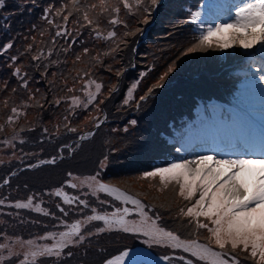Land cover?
I'll return each instance as SVG.
<instances>
[{"label": "rangeland", "instance_id": "1", "mask_svg": "<svg viewBox=\"0 0 264 264\" xmlns=\"http://www.w3.org/2000/svg\"><path fill=\"white\" fill-rule=\"evenodd\" d=\"M196 1L197 0H190V4H194ZM7 2V0H3L0 7L1 5H6ZM161 2L162 1L159 0L158 5L153 8L151 0H141L140 5L136 4V0H128L130 9H125L123 0H107L109 11L102 15H98L100 12L99 0H78L77 7L82 9L81 11L73 10L71 0H68L70 8L65 13L61 11L59 15L61 18L56 19L55 24H51L50 26L52 32L55 34L58 31L62 32V35H55L54 37L66 40V43L56 54L53 64L54 66H59L61 60L77 55H80L81 59L77 61L75 58L74 63L70 65L68 68L69 76L66 73H62L65 78H68L67 80H61V84L65 86L64 91H62V87H60V79L56 74L47 77V81H45L44 84L45 88L40 91L34 89L28 92L26 88L18 93L10 89L6 93L0 95V99L2 100L0 109L12 114V116H18L11 112L12 107L15 106L18 109L19 115H21V119L24 121L25 128H29V131L21 130L24 134L23 137L18 138L16 135V139L20 142L18 145L19 148L17 149L18 154H16L9 141L10 130H8L6 123L0 120V125L3 126L0 128V138L2 140V143H0V162L7 161L12 157H16L19 161L30 159L33 160V162L25 165V167L30 168L32 163L39 164L46 161L40 158V154L46 152L48 141L51 137L54 142H57L65 141L68 136L70 139V137L78 135V137L64 144L63 147L67 150L72 149V143H74V141L90 138L95 134V130L97 129L95 125L98 122V117L102 115V122L106 120L105 117L103 118V116H105L103 105L108 107L110 105V98L114 97V95L108 93V98L110 97L108 99L103 89L108 92L109 89L115 85L119 94V89L121 88L122 91L123 88L126 87L125 85H127V91L124 93L123 100H134L128 102L125 108H121L123 100L117 101L111 115L116 118V114L120 113V117H123L128 111H133V114H136L135 109L137 107L143 109L150 105V101H140V96L145 95L148 89L151 88L161 76L168 72L169 66L173 67V71L165 76L164 80L161 82V86H163L164 83L172 82L171 84H173L174 89L178 83L176 80L179 77H186L197 71L216 65L217 63L215 62L222 58L224 54L227 59L231 58L233 55L241 56L242 54L244 55L243 61H245L248 60V52L253 51L255 48L256 50L258 48H264V46L261 45L254 46L252 49L247 50L238 46L227 49H220L213 46L205 50L198 49L195 52L189 53L187 49L198 42H194L182 35L177 8L173 9L169 16L164 18L158 16L157 10ZM204 2H206V0L202 3ZM243 3H245V1H242L239 6ZM91 4H96L97 8L89 11V19L93 20V24L89 25L83 19V14L84 11H88L85 5ZM112 6L119 7V12H112ZM61 8V6H57L53 10V14L56 13L57 9ZM145 8L149 9V11L145 12ZM199 8H201V5ZM197 11L200 12V16L198 17V19H200L202 11L199 9ZM232 11L233 14L230 17L235 15L236 9H232ZM69 13L71 14L69 15ZM191 14V7L187 6L185 13L182 15V19L184 21H193L190 19ZM65 15L69 16L67 22L63 19ZM146 16L148 17L147 23L144 22ZM113 18L119 20L120 23H110L109 21ZM158 20L160 23H163L158 24L161 29L159 33L162 35H152L150 32L155 25L154 23H158ZM73 21L77 22L73 23ZM110 31L115 32L116 35L114 37H108V32ZM96 32H99L100 35L97 36ZM213 39L215 40V38ZM143 41L144 43H142ZM71 42L75 43L77 46L71 44ZM128 44L130 47L140 48L136 60L128 61V59H123L126 55ZM38 46L42 49V46ZM51 47L52 45L47 44L45 45L46 51H36L35 56L38 57L37 60H41L50 54ZM82 47L89 50L87 54H84L83 51H77L78 48ZM256 56H260L264 59V53H261V51L254 52V57ZM130 59H132V57ZM33 61L34 60L25 61L24 72L19 76L21 81L26 75L28 64ZM220 62L225 64L226 60L223 59ZM250 63L252 62H247V64ZM261 63H264V60H262ZM132 65L139 66L141 71L132 81L129 80L127 83H125V81L120 82L125 71ZM253 65L256 64L253 63ZM117 72H119L120 75H117ZM85 73H87V75H85ZM12 77L13 75L11 74L7 76L8 83ZM88 80L100 83L102 87L101 91L96 94V99L93 100L91 104H88L87 107H84L87 103L86 93L95 92V84H86ZM40 81H43V79L40 78ZM118 82H120V84H118ZM133 84L137 86L132 90L131 96H129L128 91ZM246 84L250 86L252 90H238L236 97L239 100L237 102L243 106L251 107L257 101L258 94L264 87V81L252 79L246 81ZM165 86V90L161 91L164 92L169 88L168 84ZM69 89H71V91H69ZM63 96H65V98H61ZM72 96L79 98L78 104H72ZM56 100H60V103L56 104ZM6 101L7 106H5ZM213 111L215 112V110ZM249 118L251 119V116ZM133 120H135L134 116H131L125 120L127 123L122 126L121 124L123 122L106 123L101 127L98 126L96 133H99L104 141L108 136H112L114 132L119 134L120 130L132 127L133 124L131 121ZM251 121L258 126L257 134H253L258 138L253 137V135L245 136L241 141L242 144H245L242 154L258 159L264 157V150H262L260 146L261 143L264 142V128L260 125V123L264 125V118L257 117L256 120L251 119ZM69 128H74L76 131H69ZM123 139V137H119L120 141ZM38 142L41 143L40 149H36V144ZM117 149L118 145L114 143L111 151L114 153ZM210 153L216 158H225L227 156L235 158L241 155L238 153H229L219 157L213 151H210ZM197 156L200 155H195L188 160H194ZM106 163L107 160H103L101 167H104ZM192 167H195V165H192ZM120 170L121 165L116 164L113 171L117 173ZM144 172L118 178L110 176V178H106L105 180L102 179L100 172L90 175L72 173L68 176L69 183L71 184L69 187L52 188L44 191H29L26 193H14L8 186L1 187L0 201H3V203H0V223H5L6 220H9L13 226H17L18 212L20 210H27L38 214L30 220L40 223L45 230L41 233L29 236L9 235L4 233L0 237V244L5 245V248H0V256L3 257V260H0V264H18V261L23 259V251L28 247L27 245L21 247L24 241L35 240L36 244L52 245L55 243L53 235L58 239V233L67 231L73 222L84 221L86 217L91 215L111 213L116 207H121L115 200L106 198L101 192L96 191L95 181L90 179L93 176L96 177V181L101 183L106 182L126 186L129 193L135 194L138 197H143L147 202L153 205H160L162 209L158 211L157 215L159 218L161 217L158 220L160 227L173 231L179 235L181 239H196L199 243L207 244L214 250H219L214 240L209 238L210 234L207 229H197L195 219L183 216L180 212L181 208L186 212L187 208L191 207L195 203V200L199 198V193H196L191 200H185L178 195V185L171 183L165 188L161 185L159 177L144 178L142 176ZM89 184H92L93 188L90 189ZM72 185H76V187H72ZM57 191L61 194L57 195ZM93 192H95V195H93ZM11 196H15L16 200L7 199ZM29 198H31V200L28 208L16 207L17 202L29 203ZM62 200L72 203L64 204ZM80 200L85 201V203L81 204ZM37 209H39V211ZM93 209H95V212H93ZM146 211L149 216H152L149 210L146 209ZM126 218L130 220L139 219V216L137 213H131ZM198 219L200 222L209 223V226H211L206 218L200 217ZM189 221H191V223ZM101 227H104L103 221L85 223L84 228H82V232L86 236L85 241L81 244L69 246L65 251H72L81 246H95L99 239H107V244L103 247L105 251L108 248H112L114 241L109 238V235L114 234L116 238L125 239V244L128 248H133L134 246L145 248L157 258H161L165 255L173 257L172 264H183L179 259L181 256L193 260V264H201V262L192 257L190 253H185L181 249H172L164 245L146 243L145 241L147 238L144 237L142 233H124L116 229L96 233V229ZM88 232H92L93 235L88 236ZM41 237H43V239H40ZM9 249L15 253L14 256H9ZM226 250L231 252V246H226ZM233 254L242 256L244 259L242 264H255V261L247 253L241 252L239 247ZM64 257L65 255H62L60 258L54 256L41 257L38 258V264H60Z\"/></svg>", "mask_w": 264, "mask_h": 264}, {"label": "trees", "instance_id": "2", "mask_svg": "<svg viewBox=\"0 0 264 264\" xmlns=\"http://www.w3.org/2000/svg\"><path fill=\"white\" fill-rule=\"evenodd\" d=\"M7 1L6 5H1L0 7V49H2L0 50V95L6 93L10 89H15L18 93L26 88L28 92L34 89L40 91L45 88L44 84L45 81H47V77L56 74L60 79V87H62V91H64L65 86L61 84V80H67L68 78H65L62 73H66L69 76L68 68L74 63L76 56L61 60L59 66H54L53 63L56 54L66 43V40L59 37L52 38L51 35H48L50 27L48 21L60 19L61 17L52 14L50 19L48 14L45 15L43 10L42 18H39L35 13V6L38 0ZM183 1L184 0H162L157 10L158 16L162 18L169 16L171 11ZM65 2L69 6L68 0H65ZM159 20L158 23L155 22L154 27H152V31L150 32L152 35H162L159 33L161 29L158 24L163 23H160ZM180 26L182 28V35L189 38V35L193 33L192 29L182 26L181 24ZM41 32H43V35H41ZM8 42L12 43V47L3 49V45ZM142 43H144V41ZM47 44L52 45L50 48L51 53L41 60L36 59L32 63H29L26 69V75L23 77L24 81H21L19 76L24 72L25 61L33 60L32 57L35 56L36 51H46L45 45ZM71 44L76 45L72 42ZM28 45H32L31 50L28 49ZM38 45L42 46V49ZM83 50L84 47L77 49V51ZM139 52V47H130L128 44L126 55L123 59H128V61L136 60L137 53ZM13 56L17 57L15 61L11 59ZM131 57L132 59H130ZM220 61H222V59H218L215 63L219 64ZM135 66L136 65H132L125 71L120 82L125 81V83H127L129 80L132 81L136 77L141 71V68ZM223 66H212L207 71L206 69H202L192 75L179 77L176 80L178 83L174 89L173 84H171L172 82L164 83L163 86L155 88L153 92L148 95L147 99L144 100L150 101L149 106L143 109L137 107L135 109L136 114H133V111H128L123 117H120L121 114L118 113L115 118L111 113L115 103L119 100H123L124 93L127 91V85H125L126 87H124L122 91L121 88L119 89V94L116 88V91L111 94L114 95V97H109L110 105L108 107L103 105L105 115L103 118L105 117L106 120L98 126L101 127L111 122H123L121 124L122 126L127 123V121H125L126 119L134 116L136 123L133 124L132 127L120 130L119 134L114 132L112 136H108L103 141L101 135L96 133L98 130L97 126L95 134L90 138L74 141L71 150H67L63 146L69 140L78 137V135L70 137V139L68 136L65 141L57 142H54L51 137L48 141L46 152H42L40 158L46 161L55 158L54 163H32V166L28 168L25 167V165L33 162V160L26 159L24 161H19L16 157H12L7 161H1L0 188L8 186L14 193L44 191L52 188L71 186L68 176L72 173L90 175L100 172L102 179L105 180L106 178H110V176H113V178L131 176L135 173L150 171L157 167L180 161L182 158L175 152L177 148L192 152L193 150H191L189 146L197 150L199 147L206 145L205 140L208 137L206 129L208 125L206 119V101L209 97L216 100L219 97L220 88H225L229 84L227 73L225 69H223ZM17 68L19 69V73L14 76V72ZM9 74L13 75V77L8 83L7 76ZM40 78H42L43 81H40ZM25 81L27 85L23 86ZM120 82H118V84H120ZM166 84H168L169 88L164 92L161 91L165 90ZM103 91L107 94L108 98L109 91L106 92L105 89H103ZM61 98H65V96ZM133 100L134 99H130L128 102ZM1 105L2 100L0 99V106ZM125 107L126 104L122 103L121 108ZM9 115L12 114L0 109V120L4 121L8 126V130H10L9 141L13 146V150L18 154L17 149L19 148L18 145L20 142L16 139V135L18 138L23 137L24 134L21 130L29 131V128H25L26 126L21 119V115H13V120L9 123L7 120ZM100 120H102V115L97 119V121ZM186 129L188 130L183 134ZM119 137H123L124 139L120 141ZM0 143H2L1 138ZM114 143L118 145V149L113 153L111 149ZM36 145V149L41 148L40 142ZM105 159L107 163L104 167H101V162ZM116 164L121 165V170L117 173L113 171ZM7 177L8 181L4 183ZM110 185L119 187L129 193L126 186L118 184ZM101 194L106 198L115 200L107 193L101 192ZM138 198L141 199L145 205L153 206L146 209L151 212L152 216L157 217L158 211L162 209L160 205H153L147 202L143 197ZM7 199L16 200V197L11 196ZM62 201L64 204L72 203L65 200ZM117 202L121 203L122 207L132 206L131 204H124L121 201ZM37 215L38 214L31 211L20 210L17 217V226H13L9 220H6L5 223H0V237L4 233L9 235L29 236L43 232L45 228L41 226L40 223L30 220ZM109 236V238L114 241L112 248H108L104 251L103 247L107 244V239H99L95 246H81L73 249L71 251L73 253L72 256L68 257L65 255L60 264H99L110 255L127 248L125 239L116 238L114 234Z\"/></svg>", "mask_w": 264, "mask_h": 264}, {"label": "snow or ice", "instance_id": "3", "mask_svg": "<svg viewBox=\"0 0 264 264\" xmlns=\"http://www.w3.org/2000/svg\"><path fill=\"white\" fill-rule=\"evenodd\" d=\"M158 2L159 0H151L152 7L155 8ZM2 3L3 0H0V4ZM140 3L141 0H136L137 5H140ZM71 4L73 10H82L77 7L78 0H71ZM123 6L125 9H130L128 0H123ZM51 7L52 5H49L48 8L44 9L45 15L48 14ZM63 7L66 6L56 10L55 14L57 16L63 11ZM85 7L88 11H84L83 19L91 25L93 20L89 19V11L96 9L97 5L91 4L85 5ZM99 7L100 12L98 15L109 11L107 0H99ZM119 10V7H111L112 12L118 13ZM144 11L148 12L149 9L145 8ZM199 16L200 12L195 11L192 12L190 19L195 22ZM63 19L67 22L69 16L65 15ZM76 22L73 21V23ZM109 22L112 24L120 23L115 18ZM144 22H148L147 16ZM48 23L51 24L52 21L49 20ZM199 27L202 31L198 43L187 49L189 53L213 46L220 49L238 46L245 50L252 49L257 45L264 46V0H245V3L236 7L234 17L228 22L217 23L214 27L208 25L206 30L205 25L202 23ZM41 35H43V32H41ZM60 35H62L61 31L56 32V36ZM96 35L99 36L100 33L96 32ZM115 35V32H108V37H114ZM11 47V42L3 45V49ZM31 47L32 45H28L29 49ZM88 51L87 48L83 50L84 54H87ZM11 59L15 61L17 57L13 56ZM32 59L36 60L38 57L33 56ZM80 59L81 56L77 55L76 60ZM172 71L173 67L169 66L168 72L161 76L145 95L140 96V101L146 100L155 88H159L165 76ZM18 73L19 69L17 68L14 75ZM117 75H120V73L117 72ZM261 80H264V76L261 77ZM93 83L95 84V92L86 93L87 103L84 107L91 104L96 99V94L101 91L102 85L100 83L92 80L86 81V84ZM26 85L27 82L25 81L23 86ZM136 86V84H133L129 89V96H131L132 90ZM115 91L116 87L114 85L109 89V94L111 95ZM71 101L73 105H76L79 103V98L72 96ZM55 103L59 104L60 100H56ZM123 103L127 104L128 99H125ZM5 106H7V101ZM11 112L19 115L15 106L12 107ZM7 120L11 123L13 116L9 115ZM131 123L135 124L136 121L133 120ZM2 127L0 125V128ZM68 130L76 131L74 128ZM260 146L264 150V142ZM54 161L55 158L52 162ZM101 163L103 164V161ZM192 165H195V167H192ZM142 176L144 178L159 177L161 185L165 188L169 184L175 183L179 186L178 195L185 200H191L196 193H199V198L195 200V203L188 207L186 212L183 208L180 212L183 216L194 218L197 229H207L210 234L209 238L214 240L219 250H214L207 244L199 243L196 239H181L173 231L160 227L158 224L160 218L149 216L146 211V208L153 206L145 205L136 195H132L119 187L96 181V177L93 176L90 179L95 181L96 191L107 193L116 201L131 204L134 207H116L111 213L91 215L86 217L84 221L73 222L67 231L58 233V239L55 238V235L48 234L53 235V239H55V243L52 245L36 244L35 240L24 241L21 247H24V245L28 247L23 251V259L19 260L18 264H38V258L41 257L54 256L60 258L62 255L71 257L73 253L65 250L69 246L81 244L85 241L86 236L83 234L82 228H84L85 223L91 221H103L104 227L97 228L96 233L113 229L124 233H142L147 238L146 243L181 249L185 253H190L201 264H242L241 259L233 254L238 247L241 252L247 253L255 261V264H264V157L257 159L241 154L235 158L232 156L216 158L213 155H200L195 157L194 160H181L168 164L166 167H157L144 172ZM72 187H76V185H72ZM89 188H93V185L89 184ZM56 194L60 195L61 193L57 191ZM93 195H95V192H93ZM30 200L31 198H29V203L17 202L16 207L28 208ZM0 203H3V201H0ZM80 203L84 204L85 201L80 200ZM37 210L39 211V209ZM93 212H95V209H93ZM131 213H137L139 219H127L126 217ZM200 217L206 218L211 226H209V223L200 222L198 219ZM189 222L191 223V221ZM87 235L91 236L93 233L88 232ZM40 239H43V237ZM228 245L231 246V252L226 250ZM0 248H5V245L0 244ZM8 254L9 256L15 255L11 249H9ZM126 256H128V252L121 251L105 258L103 264H125ZM161 259L168 262V264L173 262V257L168 255L161 257ZM179 259L183 264H193V260L183 256ZM0 260H3L2 256H0Z\"/></svg>", "mask_w": 264, "mask_h": 264}, {"label": "bare ground", "instance_id": "4", "mask_svg": "<svg viewBox=\"0 0 264 264\" xmlns=\"http://www.w3.org/2000/svg\"><path fill=\"white\" fill-rule=\"evenodd\" d=\"M134 247L130 248V249L123 250V251L128 252V256L125 257V264L136 263V262H140V263L143 262L144 264H167L166 261H163L161 258H157V257L153 256L145 248H142V247H135L134 248Z\"/></svg>", "mask_w": 264, "mask_h": 264}, {"label": "clouds", "instance_id": "5", "mask_svg": "<svg viewBox=\"0 0 264 264\" xmlns=\"http://www.w3.org/2000/svg\"><path fill=\"white\" fill-rule=\"evenodd\" d=\"M102 123V121H98L97 123H96V125H95V127H97V125H100ZM93 131H94V129H93ZM53 161V159H49V160H47V161H43V163H54V162H52ZM11 175V174H10ZM9 175V176H10ZM7 181H8V177L5 179V181H4V183H7ZM117 202V201H116ZM119 203V202H118ZM120 205H121V208H122V204L121 203H119ZM132 207V206H131ZM131 207H129V208H131ZM152 215V214H151ZM128 248V247H127ZM135 248V247H134ZM128 249H130V248H128ZM123 250H126L125 248L124 249H122V250H120V251H123ZM147 250V249H146ZM119 251V252H120ZM119 252H117V253H119ZM117 253H114V254H117ZM114 254H112V255H114ZM112 255H110V256H112ZM109 256V257H110ZM240 259H241V261H244V259L242 258V256H238ZM108 258V257H107ZM103 263V261L101 262V263H99V264H102ZM143 263V262H142ZM142 263H140V262H136V263H130V264H142Z\"/></svg>", "mask_w": 264, "mask_h": 264}]
</instances>
